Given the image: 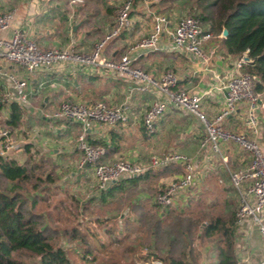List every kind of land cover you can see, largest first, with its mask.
Segmentation results:
<instances>
[{"label": "crops", "instance_id": "obj_1", "mask_svg": "<svg viewBox=\"0 0 264 264\" xmlns=\"http://www.w3.org/2000/svg\"><path fill=\"white\" fill-rule=\"evenodd\" d=\"M69 1L0 0V13L8 10L13 12L8 29L1 32L0 36L9 37L12 30L21 29L38 47L88 53L95 42L108 32L114 10L123 0H81L71 4ZM184 13L176 5V0H133L129 12L130 26L105 44L101 56L109 60L118 59L148 35L154 15H163L166 23L154 47L130 51L131 64L152 76L170 70L176 77L175 90L203 93L211 89L203 96L201 106L204 114L212 117L224 98L222 91L212 87L231 74L244 72L243 65L235 67L238 58L226 54L221 39L212 32L211 37L201 43L207 56L206 62L186 51L174 50L170 33ZM201 28L207 32L206 25ZM9 75L26 81L25 104L18 102ZM154 98L152 93L133 90L132 81L126 76L100 68L62 63L28 75L19 66L0 61V116L3 119L7 115L10 102L21 107L20 121L8 133L14 131L20 147L24 143L28 144L31 157L41 159L45 167L53 165L59 188H67L72 193L73 190L78 191L77 187L84 177L93 185L94 181L90 165L82 168L77 166L81 153L76 148L75 137L80 133V126L67 120H55L51 114L65 99L86 104L101 100L109 105L124 104L128 115L126 123L111 126L91 124L85 130L88 140L103 142L108 146L103 160L122 157L131 162H145L151 155L161 156L172 152L183 154L195 165V186L187 190V197L179 195L177 206L168 210H181L189 203L206 212L223 213L235 208L237 198L229 185L227 171L242 170L249 161V154L229 143L221 147V153L226 158V162L221 163L218 156L199 148L202 136L200 123L188 113L169 106L154 122L152 133L147 134L143 130L141 117ZM263 113L264 100L260 99L259 123L264 118ZM241 114L242 107L239 105L224 120L223 126L230 131L250 135L244 127ZM169 137L173 141H167ZM111 140L117 147L114 151L109 150ZM260 145L264 153L263 140ZM13 155L21 161L24 156L22 148ZM61 168H65L66 174L62 178L65 184L61 183L60 175L57 174ZM181 174L182 171H170L159 177L155 187H162ZM137 198L152 199L146 192L138 193ZM260 218L264 223V209ZM190 247L198 257L197 264L215 263L209 245H200L194 239ZM232 253L235 264H264V241L249 219L235 222ZM141 264L152 263L141 261Z\"/></svg>", "mask_w": 264, "mask_h": 264}, {"label": "trees", "instance_id": "obj_2", "mask_svg": "<svg viewBox=\"0 0 264 264\" xmlns=\"http://www.w3.org/2000/svg\"><path fill=\"white\" fill-rule=\"evenodd\" d=\"M176 5L219 36L226 54L246 56L249 62L242 64L243 70L253 77L254 91H264V0H176ZM20 118L21 107L10 102L1 123L10 130ZM86 140L103 145L106 155L103 142ZM114 143L111 140L109 150L117 149ZM20 148L21 161L12 150L0 152V264H75L76 258L94 261L97 255L104 257L99 264H197L190 247L194 239L211 247L214 264H235L237 205L223 213L191 203L168 210L152 199L137 198L141 192L152 198L164 187H155L159 177L180 172L181 166L122 177L80 199L67 188L59 189L53 165L45 167L41 159L31 157L28 144ZM56 191L61 192L58 198ZM16 253L28 262L14 258Z\"/></svg>", "mask_w": 264, "mask_h": 264}, {"label": "built area", "instance_id": "obj_3", "mask_svg": "<svg viewBox=\"0 0 264 264\" xmlns=\"http://www.w3.org/2000/svg\"><path fill=\"white\" fill-rule=\"evenodd\" d=\"M81 2L70 0L69 3ZM133 0H123L114 10L111 26L108 32L86 54H78L67 49H44L38 47L34 41L27 37L21 29L10 32L9 37L0 36V61H5L23 69L26 74L37 70L50 68L62 63L71 65L100 68L122 74L129 78L133 90L140 93H152L155 98L144 110L141 122L147 134L152 133L156 119L167 106L186 112L193 116L201 125L202 136L199 148L208 150L218 156L221 163L226 162L221 153V147L232 143L240 150L249 154L250 158L242 170H228V181L237 198L235 212L236 222L249 219L256 226L264 241V223L260 214L264 209V154L261 152L255 136L259 130L258 93L254 91V79L246 73H234L218 81L212 88L223 92V103L212 117H207L202 110V98L211 89L203 93L175 90L176 77L170 70L163 71L159 76H152L142 69L131 64L129 52L135 48H152L166 23L163 15H154L151 31L141 38L135 45L116 60L105 59L101 56L105 44L118 36L130 26L129 12ZM12 11L0 13V33L6 31L12 17ZM172 47L176 51H186L203 62L207 56L202 50L201 43L209 39L211 34L204 32L198 20L191 14L180 16L172 27ZM245 63L238 58L235 67L239 68ZM9 80L17 94L20 104L27 102L26 81L9 75ZM242 107V121L250 135L233 132L223 126L224 120L233 114L237 106ZM51 117L55 120H67L80 126V133L75 138L76 148L81 153L77 166L82 168L85 164L91 167V175L95 187L102 189L109 183L122 177L142 174L151 168H161L172 164L182 167V174L164 185L160 192L153 195L152 201L159 207L169 209L177 206L179 195H186L187 190L195 186V165L191 159L180 153H166L161 156L151 155L145 162H131L125 158L103 160L105 147L87 142L85 130L91 124L111 126L126 123L128 120L127 108L124 104L109 105L97 100L91 103H79L70 99L62 100ZM14 149L13 138L5 128L0 129V150ZM17 150V149H16ZM246 181V184H243ZM153 264H161L153 261Z\"/></svg>", "mask_w": 264, "mask_h": 264}, {"label": "rangeland", "instance_id": "obj_4", "mask_svg": "<svg viewBox=\"0 0 264 264\" xmlns=\"http://www.w3.org/2000/svg\"><path fill=\"white\" fill-rule=\"evenodd\" d=\"M184 14H189V13H187V12H185ZM219 37V36H218ZM44 49H46V48H44ZM245 72V71H244ZM258 97H259V99H262V100H264V91H261L260 93H258ZM258 108H259V105H258ZM264 114V113H263ZM257 116H258V118H260L259 117V114H258V110H257ZM241 119H242V114H241ZM260 120V119H259ZM1 121H2V117L0 116V129L1 128H5L6 130H8L9 131V129H7L6 128V126H4L2 123H1ZM262 122L261 123H259V126H260V128H259V130H258V132H257V135L255 136V140H256V142L258 143V145H259V148L261 149V152L263 153V151H262V148H261V141L263 140L264 141V118L261 120ZM12 136L11 137H13V145H14V149H11L13 152H16L17 150L16 149H18L19 150V144H20V141L18 142V140L16 139V134L14 133V131H11V133H10ZM76 138V137H75ZM167 141H173V139H172V137H169V138H167ZM167 143V142H166ZM4 151L6 152H8V151H10V150H0V152L1 153H4ZM166 152H168V151H166ZM264 154V153H263ZM46 166V165H45ZM74 170V169H73ZM65 172V168H61L60 169V171L57 173L58 175H60L59 177H60V181H61V183H64L65 184V181H64V179H62L63 178V174H66V172ZM63 186H65V185H63ZM67 186V185H66ZM71 186V185H70ZM64 187H60L59 189L61 190V191H63L64 189H63ZM77 189H78V191L77 190H73V191H71L72 192V194H74V195H76V196H78L80 199H84V198H87V197H90L92 194V192H94L95 191V185H93V184H91V182L89 181V180H87L85 177L83 178V181H82V183L81 184H79L78 185V187H77ZM68 192H69V190H68ZM56 193H57V191H56ZM61 194V192L60 193H57L56 194V197L58 198L59 196H61L60 195ZM94 194V193H93ZM63 205V204H62ZM14 258H17V259H21V260H24L25 262H28V259L27 258H25L22 254H20V253H16V254H14ZM87 260V262L86 261H83V260H80L79 258H76L75 260H74V263L75 264H99V262L100 261H103L104 260V257L103 258H101V256H96V260H94V261H90V259H86ZM137 264H141V261H137Z\"/></svg>", "mask_w": 264, "mask_h": 264}, {"label": "water", "instance_id": "obj_5", "mask_svg": "<svg viewBox=\"0 0 264 264\" xmlns=\"http://www.w3.org/2000/svg\"><path fill=\"white\" fill-rule=\"evenodd\" d=\"M225 34H226V30L222 29L221 36H225ZM243 60L244 62H249V59L246 56L243 57ZM258 104H260V100H258Z\"/></svg>", "mask_w": 264, "mask_h": 264}]
</instances>
